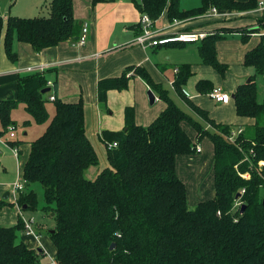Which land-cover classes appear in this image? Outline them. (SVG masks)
Segmentation results:
<instances>
[{
  "label": "trees",
  "instance_id": "1",
  "mask_svg": "<svg viewBox=\"0 0 264 264\" xmlns=\"http://www.w3.org/2000/svg\"><path fill=\"white\" fill-rule=\"evenodd\" d=\"M105 0H92L93 4ZM194 8L180 9V0H138L140 14L156 21L163 11L169 21H184L215 8L222 12L255 10L259 0H200ZM46 16H9L5 23L4 49L13 58L12 43L29 44L38 52L67 41H75L80 26L73 17L72 0H51ZM264 30V16L256 19ZM3 20L0 17V32ZM230 28L213 30L204 36L199 54L206 65L221 76L227 67L217 62L215 43ZM244 31L246 43L250 33ZM243 64L255 75L264 73V41L248 51ZM134 75L158 91L166 107L148 126L134 122L132 108L125 110V125L118 132L103 131L107 165L100 167L98 155L85 135L83 104L53 102L54 113L42 135L30 143L23 166L25 186L39 184L43 191V210L51 213L54 226L46 230L56 250V264H264V102H258L251 78L234 93L236 114L254 120L237 138L243 152L227 142L230 128L215 124L205 111L190 105L204 123L189 116L156 86L143 68ZM191 76L189 65L178 68L174 91L185 99L184 86ZM126 74L97 84V96L104 103L109 90H125ZM46 80L40 73L18 80L17 99L36 124L48 121ZM213 85L199 80L196 91L209 94ZM15 102L0 104L4 130ZM188 122L198 139L209 137L213 144L214 195L190 209L186 188L177 176L179 155L195 153V144L183 129ZM13 143V142H10ZM115 144V146H112ZM16 145V144H14ZM14 147V146H11ZM250 151L254 157L245 161ZM259 162H263L259 166ZM94 169V176L89 171ZM247 173L248 179L241 175ZM244 190L242 194H239ZM239 197L237 198V195ZM16 203L23 210H37L33 190L20 194ZM12 206L0 198V211ZM25 206V208H24ZM243 208V209H242ZM24 231L16 225L0 226V264H39L43 252L29 248L20 240ZM38 234L40 232L38 231ZM113 248L110 250V247Z\"/></svg>",
  "mask_w": 264,
  "mask_h": 264
},
{
  "label": "crops",
  "instance_id": "2",
  "mask_svg": "<svg viewBox=\"0 0 264 264\" xmlns=\"http://www.w3.org/2000/svg\"><path fill=\"white\" fill-rule=\"evenodd\" d=\"M181 1L179 4L181 10L194 8L201 4L200 0H196L197 5L184 7ZM50 2L51 0H48L47 5L45 4L47 12L42 16L48 15ZM72 2L74 20L80 26L75 41H67L36 52L29 44L19 42L15 38L12 43L13 58H8L4 49L6 20L9 16L32 17L11 15L9 7L6 9L0 3V17L3 20V28L0 32V104L4 101L15 102L6 130L2 128L0 122V149L8 156L10 154L15 164L12 169L14 181L2 190L0 186V198L8 193L6 201L12 205L0 211V226L3 227L16 225L20 214L24 218H31L26 213L31 211L23 210L21 207L19 209L16 200L21 193L29 191L23 180V166L28 159L30 143L42 135L50 120L47 103H51L50 111L54 113L53 102L56 100L65 103L82 101L85 135L93 145L99 158L100 167L103 168L107 165V157L101 134L103 131L118 132L123 130L126 108H132L134 122L145 127L152 123L166 107L165 103L160 100L158 91L151 89L141 77L134 75L137 68H143L156 86L166 90L177 106L180 104L179 108L194 120L201 122L208 130H213V128L208 123H204L190 105L205 111L208 118L215 124L225 125L230 128V131H236L244 130L246 126L254 124V120L239 117L236 114L234 100L231 96L234 95L237 87L253 78L257 101L264 102V73L255 75L252 67H246L243 64L245 54L256 47L260 41H264V35H261L264 30L258 27L256 22V19L263 15L256 10L237 13L233 11L230 13L235 15L228 18L220 15L206 16V13L202 17L176 23L169 21L167 12L163 11L161 16L154 21V29L164 35L175 33H204L207 35V33L213 30L218 31L222 27L233 30L231 33L223 34V39L215 43L217 62L227 67L224 75L221 76L212 66L203 63L199 54L201 40L194 43H175L146 49L131 45L132 40L142 33L139 24L142 14L138 10V0H105L97 4H93L92 0H72ZM12 4L13 2L10 6ZM36 16L41 15H34V17ZM84 26H87L86 42L84 45L78 46L76 42L81 36ZM252 29L258 31L250 33L247 42L243 44L242 33ZM183 64L189 65L191 72L183 90L185 99L173 89L178 68ZM232 70H234L232 73L229 72ZM35 73L42 74L46 80V85L41 90V94L48 101L45 104L48 113V121L44 123L45 125L36 124L25 110L24 104L17 99L18 80L27 74ZM123 73L129 78L127 89L107 91L104 103H100L97 96L98 82L119 77ZM203 79H208L212 83L213 89L219 88L229 94L230 101L225 104L216 103L208 94H199L196 91V86L199 80ZM43 90L47 91L42 93ZM149 90L155 96L153 104H150L148 100L147 92ZM51 96L55 98L54 101L49 99ZM18 106H20V112L17 114ZM20 124L22 135L18 134ZM33 126H38L40 129L31 135ZM182 126L195 147L200 148V152L197 153L195 150V153L177 156L176 173L178 174L177 159H181L180 176L182 178L187 171L188 175L195 176L200 173L203 175L204 168L208 165L211 166L210 163L213 162L212 141L209 137L199 140L197 132L188 122H183ZM10 128H13V138L9 137ZM6 135L8 137L4 139ZM13 148H16L17 156L14 155ZM3 151L0 150V155L3 154ZM209 157L212 158L210 161ZM205 177L208 178L201 185L203 197H196L197 192H195L192 196L195 200L203 198L208 201L212 199L213 170ZM20 181L24 182V189L22 192H17L13 189V185ZM186 199L188 204L187 196ZM38 231L39 229L35 226L34 234H26L23 231L19 238L29 248L43 252V255L39 257V264H45L46 256L49 257V260H55L56 250L49 238L48 240L43 238L44 235L38 234Z\"/></svg>",
  "mask_w": 264,
  "mask_h": 264
},
{
  "label": "rangeland",
  "instance_id": "3",
  "mask_svg": "<svg viewBox=\"0 0 264 264\" xmlns=\"http://www.w3.org/2000/svg\"><path fill=\"white\" fill-rule=\"evenodd\" d=\"M9 1H11L10 4L13 2V4L11 6L9 4ZM195 1L194 0H182L181 4L184 5V7H187V6L192 7L194 5H197V1L196 2ZM0 3L6 9H8V7H9L11 15H18V16H24V17H34V15H39V14L42 16L43 14H45L47 12L45 4L47 5L48 0H0ZM213 9L216 10L215 8L210 9L209 12L206 14V16H218L219 14H227L226 18L232 16V14L230 12H222V11H218V10H216L217 15H215L213 13ZM235 13H237V12H235ZM198 17H200V16H198ZM201 17H202V15H201ZM215 19L217 20L219 18H215ZM200 40H202V38ZM233 71L234 70L229 71V72L232 73ZM179 105L180 104H178V106ZM46 106L48 108L49 117L51 118V116L53 114V111H50L52 108V105H51V103H47ZM150 108H152V107H150ZM19 112H20V106H18L17 114ZM18 129L20 131L18 134L22 135L21 134V132H22L21 124H20V127ZM39 129L40 128L38 126H35V127L33 126L31 129V132H32L31 135ZM7 135L4 136V139H6L8 137ZM0 150L3 151L2 149H0ZM197 156H199V155H197ZM210 159H212V158L209 157V161H210ZM209 161H208V163H209ZM181 164H182L181 159H179V160L177 159L178 174L177 173L176 174L185 184L186 196L188 197V206L190 209H193L201 201H206V199H203V198H201L200 200H198V199L195 200L192 196H194L193 193L197 192L196 197H203L201 185H202L203 181L205 182L208 178L205 176L208 173H210V171L213 170V162L210 163L211 166L210 165H208L207 167L205 166L206 168H204V170H203V172H204L203 175H202V173L196 174L195 176L188 175V171H187L186 173L183 174L184 178H182L180 176ZM14 167H15V164H14L12 156H10V154L8 156L3 151V154L0 155V186H1V190L4 189V187L7 186L8 184H10L12 181H14V173L12 172V169H14ZM184 171H185V169H184ZM94 172H95L94 169H91L89 171V176L93 177ZM30 189L33 190L36 194L37 210L34 212H26V213L28 216L30 215L29 217L33 218V227L36 226V228L39 229V232L41 233L40 235H44L42 237L46 238L48 240V236L45 235V232H46V230L52 229L54 226V222H53L52 218L50 217L51 213H47V211L43 210L44 199H43V191H42L41 186L36 183V184L30 185L27 187V190H30ZM213 195H214V191H213L211 198L213 197ZM190 198H193V200H190ZM194 201H196V203H194ZM45 261H46L45 264L49 263V261H50L49 257L46 256Z\"/></svg>",
  "mask_w": 264,
  "mask_h": 264
},
{
  "label": "built area",
  "instance_id": "4",
  "mask_svg": "<svg viewBox=\"0 0 264 264\" xmlns=\"http://www.w3.org/2000/svg\"><path fill=\"white\" fill-rule=\"evenodd\" d=\"M255 10L264 16V0L258 1L257 7ZM213 13L215 15H217L216 10H214V9H213ZM219 15L222 17L227 16V14H219ZM232 15H235V14H232ZM174 22L176 23L177 21L174 20ZM153 23H154V21L151 20L146 14H142V16L140 18V22H139V24L141 25V28H142V33L140 35L136 36L132 40L131 45L140 46L143 49H146V48H153V47L164 46V45L175 44V43H194V42L200 40L201 38H203L205 35L202 33H175V34H170V35H164V34L158 33L154 29ZM86 33H87V26H84L82 28V34L78 38L76 45L82 46L85 44ZM261 35H264V31H262ZM208 95L216 103L225 104V103L230 101V95L223 92L219 88L213 89ZM49 99L51 101H54L55 98L53 96H51ZM9 130H10L9 137L13 138L14 137V133L12 132L13 128H10ZM242 132H243V130H241V129L236 130V131H230L229 135L226 137L227 142L236 146L241 152H243V150L240 147V144L237 143V138L239 135H241ZM0 142H1V140H0ZM112 146H115V144H113ZM13 152H14V155L17 156L16 148H13ZM196 152L197 153L200 152L199 147H196ZM244 155H245L244 160L248 161V162L250 161L249 160L250 157H254V153L252 151H250L248 154H244ZM258 165L262 166L263 162H259ZM241 177L248 179L249 175L247 173H245V174H242ZM13 189L17 192H22L24 189V182L20 181L18 183H15L13 185ZM243 192H244V190H241L239 192V194H242ZM19 209H21V208L19 207ZM20 220L23 222L24 232L26 234H34L33 219L32 218H30V219L24 218L23 215L20 214ZM47 264H56V263H55V260L52 259Z\"/></svg>",
  "mask_w": 264,
  "mask_h": 264
},
{
  "label": "water",
  "instance_id": "5",
  "mask_svg": "<svg viewBox=\"0 0 264 264\" xmlns=\"http://www.w3.org/2000/svg\"><path fill=\"white\" fill-rule=\"evenodd\" d=\"M47 90H43L42 93H45ZM147 96H148V100L150 104H153L154 100H155V96L154 94L149 90L147 92ZM232 99H234V95L231 96ZM239 197V194L237 195V198ZM8 198V193L4 194L2 199L6 200ZM25 208V206H24ZM243 209V208H242ZM52 215V214H51ZM113 248V245L110 247V250Z\"/></svg>",
  "mask_w": 264,
  "mask_h": 264
}]
</instances>
